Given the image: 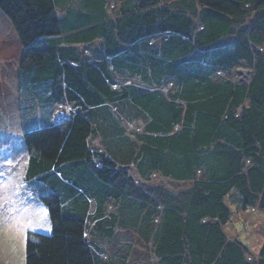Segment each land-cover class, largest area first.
<instances>
[{"label":"trees","instance_id":"trees-1","mask_svg":"<svg viewBox=\"0 0 264 264\" xmlns=\"http://www.w3.org/2000/svg\"><path fill=\"white\" fill-rule=\"evenodd\" d=\"M0 11L36 67L30 97L51 102V118L73 110L24 133L29 178L58 181L53 233L29 234L26 264H264V242L254 258L225 232L236 214L264 213V0ZM240 66L247 83L230 76Z\"/></svg>","mask_w":264,"mask_h":264},{"label":"rangeland","instance_id":"rangeland-1","mask_svg":"<svg viewBox=\"0 0 264 264\" xmlns=\"http://www.w3.org/2000/svg\"><path fill=\"white\" fill-rule=\"evenodd\" d=\"M23 56L24 49L12 23L0 11V264H26L29 234L53 233L45 199L55 196L56 174L50 176L49 182L29 178L31 152L24 133L49 127L55 117L57 124L67 123L73 114L68 105H59L57 111L54 107L51 118L52 103L45 108L40 100L30 97L38 76L33 72L36 67L27 70L23 66ZM230 76L236 82L247 83L252 71L240 66ZM170 186L177 190L190 185ZM225 232L228 238L245 243L255 258L264 242V213L250 210L236 214Z\"/></svg>","mask_w":264,"mask_h":264},{"label":"crops","instance_id":"crops-1","mask_svg":"<svg viewBox=\"0 0 264 264\" xmlns=\"http://www.w3.org/2000/svg\"><path fill=\"white\" fill-rule=\"evenodd\" d=\"M75 4H76V2H75ZM56 111H57V110H56ZM55 114H56V113H55ZM56 118H57V117H55L54 125L57 124V119H56ZM94 144L99 145L98 141H95ZM117 233L121 235V234H123L124 232H121V231L118 230ZM116 239H120V240H121V241H116V242L119 243V244H121V243L124 244V243L127 241V239L124 241V239H123L122 236H121L120 238H116ZM116 245H117V244H116Z\"/></svg>","mask_w":264,"mask_h":264}]
</instances>
